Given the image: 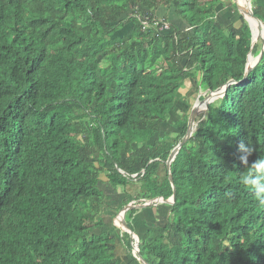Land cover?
<instances>
[{
  "label": "trees",
  "instance_id": "trees-1",
  "mask_svg": "<svg viewBox=\"0 0 264 264\" xmlns=\"http://www.w3.org/2000/svg\"><path fill=\"white\" fill-rule=\"evenodd\" d=\"M228 7L0 0V264H264V207L240 183L247 150L249 164L264 156V53L246 75L263 39L252 48ZM232 80L169 171L191 116L174 118L181 91L203 100ZM173 185L175 203L158 202ZM152 200L169 217L137 243L146 207L126 214L134 235L115 218Z\"/></svg>",
  "mask_w": 264,
  "mask_h": 264
},
{
  "label": "water",
  "instance_id": "water-1",
  "mask_svg": "<svg viewBox=\"0 0 264 264\" xmlns=\"http://www.w3.org/2000/svg\"><path fill=\"white\" fill-rule=\"evenodd\" d=\"M238 8L241 10V7H240V4L238 3L237 0L234 1ZM247 7L248 9H245V12H242V14L244 15V17L248 20L250 26H251V29H252V32H253V43H252V48H254L255 44L257 43V41L262 38L263 39V48H262V51H261V54L259 56V60L256 61V63H254L253 59H252V56H251V53L249 54L248 56V63H247V70H246V75L252 70V68L262 59L263 57V53H264V21L261 20L258 16L255 15L254 13V10H253V7H252V2L251 0H247ZM253 23H256L257 25V28H254V24ZM234 81H230L228 82L227 84H225L224 86H222L221 88L215 90V91H212L210 92L206 97L205 99L207 100V104L212 101L214 98L218 97V96H222L226 90H227V87L233 83ZM206 104V105H207ZM200 104H198L197 106H195L191 112V116H190V120H189V124H188V131H187V134L185 135V137L183 138L182 142H180L171 152L170 154V157L168 158L167 160V169L170 171L171 169V165H172V162L174 161L177 153L179 152V150L181 149V147L187 142V140L190 138V136L192 135V132H193V129H194V126L196 125V119L198 117V114H199V107ZM170 180L172 182V184H174V179L172 176H170ZM174 186V185H173ZM176 187L174 186V194H173V197L169 200H164V198H159L157 199L158 202L160 201H165L166 203L168 204H173L175 203V198H176ZM155 200H152V201H149L148 203H146L145 205H134L133 203L129 204L128 206H126L124 209H123V220H122V225L123 227L125 228H122V230H127L129 231L130 233H132L134 235V232L130 229V227L127 225V222H126V214L129 210H131L132 208L134 207H140V208H145L147 206H149L151 203H154Z\"/></svg>",
  "mask_w": 264,
  "mask_h": 264
},
{
  "label": "rangeland",
  "instance_id": "rangeland-1",
  "mask_svg": "<svg viewBox=\"0 0 264 264\" xmlns=\"http://www.w3.org/2000/svg\"><path fill=\"white\" fill-rule=\"evenodd\" d=\"M251 2H253V0H251ZM228 4L231 6L230 2ZM241 15H242V12H241V10L239 8H238V10H233V9H231V8L228 7L227 10L224 12V16H226L228 18L229 17L231 18V16H232L233 19H238V17L241 16ZM123 32H125V30H123ZM253 61H254V63H256L255 60H253ZM198 90H199L198 87L192 88V84L191 83H188L187 84V88H185V89H183L181 91V94H180V97H179L180 98L179 99L180 100V107L178 108V113L175 115L174 118H178L179 116H181L183 114V112H185L186 109H188V110L191 109V112H192L193 108L195 106H197L198 104H200L198 116L200 114H202L203 112H205V109L207 107V105H206L207 104L206 103L207 100L206 99H203V100L200 99V96L201 95H204L205 92L204 93L203 92H201V93L199 92V94H198L197 93ZM186 100L189 102V105H190L191 108H189V106L186 104ZM184 107H188V108H185L184 109ZM188 110H187V112H188ZM164 131L165 132H168V133H172L171 136H174L175 135L174 132L176 131V128L172 124H165V125H163V131H162V133H164ZM145 204L146 203H144L142 205H145ZM122 212L123 211H121L120 213H118V215L115 218V223L119 224L120 225V228L121 227L124 228L123 225H122V223L120 224L119 223V220H118V219H120V221L122 222V218H120V217H122L121 214L123 215ZM108 221L109 222H112L111 219H109ZM122 228H121V230H122ZM134 236L136 237V235H134ZM118 246H119V249H122L121 243H119ZM119 255H120V253H119ZM119 258H120V256H119Z\"/></svg>",
  "mask_w": 264,
  "mask_h": 264
},
{
  "label": "clouds",
  "instance_id": "clouds-1",
  "mask_svg": "<svg viewBox=\"0 0 264 264\" xmlns=\"http://www.w3.org/2000/svg\"><path fill=\"white\" fill-rule=\"evenodd\" d=\"M248 155H251V149L247 150V155L241 157V161L247 166L248 171L241 175L240 183L253 192L258 206L264 207V156L257 157L249 164Z\"/></svg>",
  "mask_w": 264,
  "mask_h": 264
},
{
  "label": "crops",
  "instance_id": "crops-1",
  "mask_svg": "<svg viewBox=\"0 0 264 264\" xmlns=\"http://www.w3.org/2000/svg\"><path fill=\"white\" fill-rule=\"evenodd\" d=\"M257 3L264 6V0H257ZM168 217V209L165 210L162 207H158V205L154 206L153 208L151 206H147L145 210L139 215V217L134 219L138 228V235H136V238L139 239V235L144 234V231L147 230L148 227L158 225L159 223H165ZM121 218L123 220V216ZM119 223H121L120 220ZM147 224L148 226H146Z\"/></svg>",
  "mask_w": 264,
  "mask_h": 264
},
{
  "label": "bare ground",
  "instance_id": "bare-ground-1",
  "mask_svg": "<svg viewBox=\"0 0 264 264\" xmlns=\"http://www.w3.org/2000/svg\"><path fill=\"white\" fill-rule=\"evenodd\" d=\"M238 1V3L240 4V7H241V12H245V9H248V5H247V0H237ZM254 24V28H257V25H256V23H253ZM121 216H123L122 214H121ZM121 218V217H120ZM118 220H120V219H118ZM121 224V223H120Z\"/></svg>",
  "mask_w": 264,
  "mask_h": 264
},
{
  "label": "built area",
  "instance_id": "built-area-1",
  "mask_svg": "<svg viewBox=\"0 0 264 264\" xmlns=\"http://www.w3.org/2000/svg\"><path fill=\"white\" fill-rule=\"evenodd\" d=\"M163 29H168V25H164ZM139 240H136V242L138 243ZM137 245V244H136Z\"/></svg>",
  "mask_w": 264,
  "mask_h": 264
}]
</instances>
